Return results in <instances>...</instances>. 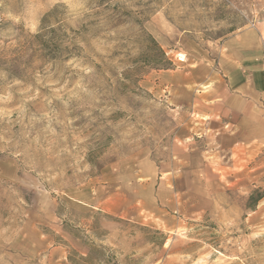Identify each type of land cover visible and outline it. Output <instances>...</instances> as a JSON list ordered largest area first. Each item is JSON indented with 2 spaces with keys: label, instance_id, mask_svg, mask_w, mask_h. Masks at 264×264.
<instances>
[{
  "label": "rangeland",
  "instance_id": "374dc122",
  "mask_svg": "<svg viewBox=\"0 0 264 264\" xmlns=\"http://www.w3.org/2000/svg\"><path fill=\"white\" fill-rule=\"evenodd\" d=\"M249 29L264 0H0V264H264V147L184 109Z\"/></svg>",
  "mask_w": 264,
  "mask_h": 264
},
{
  "label": "crops",
  "instance_id": "0c3cea01",
  "mask_svg": "<svg viewBox=\"0 0 264 264\" xmlns=\"http://www.w3.org/2000/svg\"><path fill=\"white\" fill-rule=\"evenodd\" d=\"M219 64L218 73H210L194 87L192 82L183 84L191 91L184 107L190 136L212 144L211 155L216 157L264 147V31L249 29L226 41Z\"/></svg>",
  "mask_w": 264,
  "mask_h": 264
},
{
  "label": "trees",
  "instance_id": "16d2710c",
  "mask_svg": "<svg viewBox=\"0 0 264 264\" xmlns=\"http://www.w3.org/2000/svg\"><path fill=\"white\" fill-rule=\"evenodd\" d=\"M151 39H152V43H153V44L158 48V50L160 51L162 57H165V53L162 51L161 48H159L157 42H156L152 37H151ZM160 67H163V68H165V69H169V68H170V66L168 67V66H163V65H160ZM263 198H264V195H261V194H259V193H254V194L249 198V208L254 210V209L257 207V205L259 204V202H260L261 200H263Z\"/></svg>",
  "mask_w": 264,
  "mask_h": 264
}]
</instances>
